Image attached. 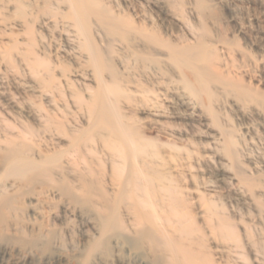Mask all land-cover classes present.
Returning a JSON list of instances; mask_svg holds the SVG:
<instances>
[{
  "label": "rangeland",
  "instance_id": "obj_1",
  "mask_svg": "<svg viewBox=\"0 0 264 264\" xmlns=\"http://www.w3.org/2000/svg\"><path fill=\"white\" fill-rule=\"evenodd\" d=\"M70 1L0 0V138L9 128L31 129L30 160L64 164L70 177H100L110 193L107 160L94 150L69 158L68 144L90 127V95L100 79L109 80L111 60L123 75H146L144 88L168 89L179 98L169 111L194 108L188 120L160 117L161 130L150 123L148 137L160 145L166 160L161 171L173 177L203 236V254L218 263L217 250L224 245L230 247L228 264H264V0H98L107 13L91 10L90 0H75L93 48L104 55L95 69L87 66L88 51L77 54L66 41L73 29L64 16ZM103 14L178 46L195 45L204 35V46L215 54V71L238 88L214 83L211 95L188 96L179 71L165 66L164 56L159 55L162 67L157 69L141 68L125 56L136 40L124 34L111 41L100 23ZM243 87L249 91L242 92ZM185 96L189 107L181 104ZM120 110L134 116L132 110ZM168 124L175 125V134ZM94 131L90 128L89 135ZM68 158L72 164H65ZM39 186L19 190L21 210L0 231V264H153L150 251L141 254L126 246L119 252L114 247L111 256L85 258L97 235L95 205L102 200L95 193L88 203L48 194L39 205L34 194ZM220 215L227 224L222 234L234 233L236 241H222L210 231Z\"/></svg>",
  "mask_w": 264,
  "mask_h": 264
},
{
  "label": "bare ground",
  "instance_id": "obj_2",
  "mask_svg": "<svg viewBox=\"0 0 264 264\" xmlns=\"http://www.w3.org/2000/svg\"><path fill=\"white\" fill-rule=\"evenodd\" d=\"M71 4L69 13L64 15L73 26L66 41L77 54L88 51L87 66L98 68L104 55L93 48L87 27L81 23L82 9L76 6L75 0H71ZM90 7L107 13L98 0H90ZM100 23L111 41L120 40L117 35H132L137 46L125 52V56H132L139 67L160 68L159 55L164 56L165 66L179 71L188 96H209L214 83L238 88L237 83L231 84L228 77L215 71V54L204 46V35L195 45L178 46L163 42L157 35L121 24L107 14H103ZM110 63L109 80L100 79L96 92L90 95L92 99L89 98L90 127L78 138L71 139L67 150L72 159L83 158L85 152L92 150L101 154L109 163L111 192L104 190L105 184L100 177L99 181H87L82 173L70 177L64 164L45 166L30 160L27 141L32 138V130L17 132L9 128L0 138V231L5 230L10 217L15 218L16 211L21 210L18 203L21 187H35L39 182V190L34 192L39 205L46 201L48 194L68 197L75 203H88L95 193L102 200V205H95L98 208L97 235L88 243L85 258L111 256L114 247H118L119 252L126 246L141 254L150 251L153 264H228L225 253L230 250L229 246L222 245L217 250L218 263L203 254V236L192 224L186 201L179 196L180 189L171 182L173 177L161 171L166 160L160 145L156 138L148 137L152 134L150 123L161 130L157 125L160 117L170 114L173 118L190 119L194 112V108L189 107L190 99L185 96L187 100L181 101L182 105H188L190 111L187 113L169 111L180 100L169 95L168 89L160 93L144 88L146 75L135 72L123 75L113 60ZM241 90L249 91L244 87ZM120 107L132 110L134 116H127ZM168 125L172 128L168 130L175 134V125ZM90 128L95 131L89 135ZM225 144L231 149L233 141L228 138ZM231 157L235 155L231 153ZM69 158L65 164L73 163ZM210 208L215 210L213 205ZM214 224L210 231L220 234L222 241H236L234 233L222 234L227 227L222 215Z\"/></svg>",
  "mask_w": 264,
  "mask_h": 264
}]
</instances>
